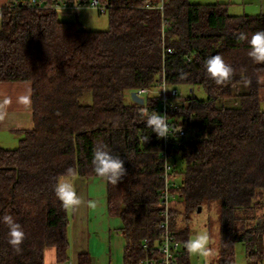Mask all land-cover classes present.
Returning <instances> with one entry per match:
<instances>
[{
    "label": "trees",
    "instance_id": "obj_1",
    "mask_svg": "<svg viewBox=\"0 0 264 264\" xmlns=\"http://www.w3.org/2000/svg\"><path fill=\"white\" fill-rule=\"evenodd\" d=\"M30 1L0 8V82L31 83L34 112L33 129L13 132L12 146L0 145V217L12 215L25 233L16 251L0 222V264H45L49 248L59 263H70L71 207L54 188L61 176L98 177L93 153L105 146L125 169L118 184L108 183L109 213L124 225L125 264H140L142 241L161 233L165 141L146 126L152 111L162 115L160 96L140 106L127 95L158 91L162 79L178 93L168 121L176 130L182 119L185 130L171 138L181 180L171 217L182 244L178 264H190L191 216L203 210L218 242L212 264H236L239 244L250 264H260L264 64L249 56V41L264 31V14L231 15L227 4L190 0H99L106 9L96 11L108 16L109 28L84 30L54 6L88 7L91 0H42L44 7ZM215 55L233 69L222 85L205 71ZM182 87H202L207 99L184 96ZM78 264H90L89 255L80 254Z\"/></svg>",
    "mask_w": 264,
    "mask_h": 264
},
{
    "label": "crops",
    "instance_id": "obj_2",
    "mask_svg": "<svg viewBox=\"0 0 264 264\" xmlns=\"http://www.w3.org/2000/svg\"><path fill=\"white\" fill-rule=\"evenodd\" d=\"M8 2L9 0H0V8L6 6ZM190 2L224 3L228 5L231 15L264 14V0H194ZM86 9L92 8L80 6L78 11ZM33 128L32 84L0 82V145L12 146L16 142L13 132ZM70 181L81 200L79 205L71 207L70 212V263L78 264L79 255L87 253L90 264H125L127 239L123 234L124 225L121 218L113 217L109 213L108 183L99 177L90 179L76 177ZM188 250L190 264H198L199 256L196 259L190 253V245ZM243 252L245 259L240 264H250L245 246ZM215 260L216 257L210 258L205 264H212ZM70 263H59L55 248H49L46 251L45 264ZM260 264H264V258Z\"/></svg>",
    "mask_w": 264,
    "mask_h": 264
},
{
    "label": "built area",
    "instance_id": "obj_3",
    "mask_svg": "<svg viewBox=\"0 0 264 264\" xmlns=\"http://www.w3.org/2000/svg\"><path fill=\"white\" fill-rule=\"evenodd\" d=\"M30 5L34 7H44L42 0H31ZM89 7L100 11L101 13H104L106 9V6L102 5L99 0H91ZM54 8L56 10H73L78 9L79 6L69 4L67 2H58ZM160 9L163 10V5L160 6ZM167 52L171 53L172 50L168 49ZM136 92L139 96L145 98L154 94L160 96L161 113L167 117L166 122L169 126L168 137L164 138V148L161 152L165 180V187L162 190L161 200V205L163 207L161 233L157 241H153L149 238H145L142 241V258L140 260V264H178V255L181 251L182 244L171 229V217L172 207L179 196L181 180L176 174L178 162L176 160L175 152L178 144L176 142H171V138L174 134L175 136L179 135L180 137H183L185 135V130L183 129L184 122L182 119H177L179 127L176 130L173 129V125L168 121L169 111L176 107V103L174 102L178 93L174 89H169L163 79L158 91L150 88H143L137 90Z\"/></svg>",
    "mask_w": 264,
    "mask_h": 264
},
{
    "label": "clouds",
    "instance_id": "obj_4",
    "mask_svg": "<svg viewBox=\"0 0 264 264\" xmlns=\"http://www.w3.org/2000/svg\"><path fill=\"white\" fill-rule=\"evenodd\" d=\"M241 39L246 37L241 36ZM251 51L249 56L257 64H264V31L254 34L249 41ZM205 71L210 79L216 84L222 85L230 80L233 69L226 64L223 57L215 55L208 58L205 62ZM167 117L155 111L147 116L146 126L152 129L160 138L168 137L169 126L166 122ZM92 165L95 174L106 183L118 184L125 175L124 163L118 156H113L107 147H101L94 151ZM56 197L65 207H74L81 203L73 183L65 176L57 179L54 188ZM0 222L4 223L8 231V243L14 250L20 251V246L25 239V233L12 215L0 217ZM205 243L204 238H199L191 243L193 250L200 249Z\"/></svg>",
    "mask_w": 264,
    "mask_h": 264
},
{
    "label": "rangeland",
    "instance_id": "obj_5",
    "mask_svg": "<svg viewBox=\"0 0 264 264\" xmlns=\"http://www.w3.org/2000/svg\"><path fill=\"white\" fill-rule=\"evenodd\" d=\"M194 1V0H190ZM59 16L62 20L66 21H76L79 20V22L82 24V29L84 30H107L109 28V21L107 15L99 14L97 11L93 9H86V10H63L59 9ZM191 90L189 87H182L181 93L184 96H188L189 94H193L197 99L199 100H205L207 99V94L205 90L202 87H194L193 93H191ZM128 98H130V95L128 93ZM262 97L264 98V91L262 94ZM264 108V105H263ZM204 212L197 214H192V222L190 224V238H189V245H190V253L194 255L197 259L199 256L198 264H205L207 260L210 258L213 259V257H217L218 253V242L215 238V234L210 238L209 237V231L207 228V219L208 214L206 210H203ZM216 232V230H213ZM199 238H204L205 243L203 244V247L200 249L193 250L191 248V243L193 241H196ZM212 244V245H211ZM209 245H211L210 250ZM244 246L243 244L237 245L236 248V264H240L245 259V253L243 252ZM197 261V260H196Z\"/></svg>",
    "mask_w": 264,
    "mask_h": 264
},
{
    "label": "water",
    "instance_id": "obj_6",
    "mask_svg": "<svg viewBox=\"0 0 264 264\" xmlns=\"http://www.w3.org/2000/svg\"><path fill=\"white\" fill-rule=\"evenodd\" d=\"M130 97H131L132 102H134L137 105L144 106L146 103L145 98L139 96L136 91L131 92ZM200 211H201V209H200Z\"/></svg>",
    "mask_w": 264,
    "mask_h": 264
},
{
    "label": "bare ground",
    "instance_id": "obj_7",
    "mask_svg": "<svg viewBox=\"0 0 264 264\" xmlns=\"http://www.w3.org/2000/svg\"><path fill=\"white\" fill-rule=\"evenodd\" d=\"M145 98V97H144ZM145 100H146V98H145Z\"/></svg>",
    "mask_w": 264,
    "mask_h": 264
}]
</instances>
